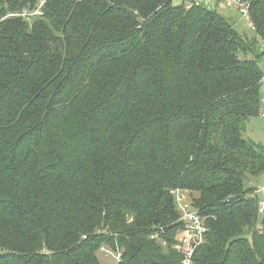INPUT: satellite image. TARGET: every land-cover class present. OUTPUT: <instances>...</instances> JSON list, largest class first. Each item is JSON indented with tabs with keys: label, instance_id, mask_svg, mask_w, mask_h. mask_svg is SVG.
Here are the masks:
<instances>
[{
	"label": "trees",
	"instance_id": "16d2710c",
	"mask_svg": "<svg viewBox=\"0 0 264 264\" xmlns=\"http://www.w3.org/2000/svg\"><path fill=\"white\" fill-rule=\"evenodd\" d=\"M250 1L256 32L195 2L0 0V264H182L177 190L195 264H264Z\"/></svg>",
	"mask_w": 264,
	"mask_h": 264
},
{
	"label": "built area",
	"instance_id": "2783aa9c",
	"mask_svg": "<svg viewBox=\"0 0 264 264\" xmlns=\"http://www.w3.org/2000/svg\"><path fill=\"white\" fill-rule=\"evenodd\" d=\"M222 3L227 9L236 11L238 15L246 21L252 31L256 32V27L252 21L251 9L252 3L250 0H210ZM44 3L40 4V7ZM39 9L32 14V16L41 15ZM264 83V73H263ZM260 117L264 118V97L262 99V109L260 111ZM176 197L178 209L181 213V221L185 223V228L181 231L177 237L178 245L176 249L183 256L182 264H195L194 256L198 245L202 242L207 228L205 225V219L201 217L199 212L192 206L191 203L185 202L184 196L180 191H174ZM259 213L264 214V200L260 202ZM157 238V236L152 237ZM101 253L108 256H115L118 263L121 261V254H115L109 249L101 248Z\"/></svg>",
	"mask_w": 264,
	"mask_h": 264
},
{
	"label": "rangeland",
	"instance_id": "374dc122",
	"mask_svg": "<svg viewBox=\"0 0 264 264\" xmlns=\"http://www.w3.org/2000/svg\"><path fill=\"white\" fill-rule=\"evenodd\" d=\"M194 1H196V0H174V3L176 5H183V4H190L191 2H194ZM224 14H231V13L224 11ZM232 16L233 17L238 16V18L241 19V17L239 15H232ZM243 23L245 24L247 22L243 20ZM237 28H238V26H237ZM261 48H264V41L259 40L258 45H257V51L259 52V50H261ZM262 56H264V55H261L259 57V61L261 60ZM252 57H253V55H252ZM252 121H253V123L251 124L250 128L248 127L247 134H245V137L249 138L250 140H252L253 142H255L257 144L264 145V118H256ZM253 184H254V187L257 188V191H258L257 194H258L259 199L261 201H263L264 200V173L260 177H258L257 179H254ZM182 195L185 198V202L191 203V201H190L191 198L188 194H182ZM98 256H99V260H100L101 264H118V261H117L115 256H108L107 257L104 253H101V252Z\"/></svg>",
	"mask_w": 264,
	"mask_h": 264
},
{
	"label": "crops",
	"instance_id": "0c3cea01",
	"mask_svg": "<svg viewBox=\"0 0 264 264\" xmlns=\"http://www.w3.org/2000/svg\"><path fill=\"white\" fill-rule=\"evenodd\" d=\"M194 2L196 4H198V5H202L204 7H207L208 9L216 10L217 12L220 11L219 13L221 15L226 16V17L240 19V18H238V16L237 17L236 16H234V17L232 16V15H238V13L236 11H232V10L227 9L222 3H219V2H216V1H210V0H196ZM224 11L230 12L231 14H224ZM257 53L260 56L264 55V48H261V50H259V52L257 51ZM259 65H260L262 71H264V56H262L261 60L259 61ZM263 93H264V88H263ZM252 123H253V121L251 120L250 123L248 124L249 128H250Z\"/></svg>",
	"mask_w": 264,
	"mask_h": 264
}]
</instances>
